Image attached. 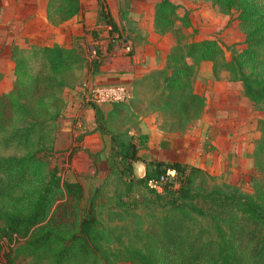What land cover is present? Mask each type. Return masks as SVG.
I'll use <instances>...</instances> for the list:
<instances>
[{
    "label": "rangeland",
    "instance_id": "1",
    "mask_svg": "<svg viewBox=\"0 0 264 264\" xmlns=\"http://www.w3.org/2000/svg\"><path fill=\"white\" fill-rule=\"evenodd\" d=\"M35 1L23 0L20 14L15 15L14 7H11L12 12L9 7L5 11L4 0H0V95L7 97L4 100L1 98L5 108L1 121L3 131L12 132L21 125L24 114H29L38 120L44 118L50 120L46 121V127L43 128V137L36 139L35 135H31L27 146L28 149H34L37 146L42 149L35 155L40 162L34 164V174L47 177L53 173L57 181V198L52 203L44 221L37 227L49 225L64 236L77 232L78 224L91 202L97 226L104 230L105 239L113 252H110L107 257L96 253L92 263L131 264L125 249L128 252L133 251L135 240L132 232L138 225L146 235L141 238L143 241L140 244L150 238L155 241L156 237L160 240L159 244L162 248L163 240L166 242L169 240L167 230L170 234H175L174 238L178 240L180 246L186 248L190 238L187 232L190 233L193 230L195 233L199 227L202 229L209 227L205 218L189 212L190 206H194L204 214L208 209L213 210L207 202L198 197L202 190L236 189L240 194L250 196L252 200L264 207V153L261 150L258 151L262 148L257 147L258 143L264 142V109H254L252 103L243 97L241 85L228 81L224 72L218 74L217 80L206 77L210 68L208 64H199L193 82L197 92L207 89L216 91L218 96L215 106H224L230 102L228 104L230 120L220 118V123L231 122L234 133L232 137L228 135L225 142L221 140L220 135L214 134L212 141L215 142V146L213 144V147L205 141L201 142L199 158L205 157L206 160L204 166L198 169L204 176L195 179L191 200L184 201L179 208L171 205L167 196L153 194L142 184L130 183L132 170L127 169V166L123 165L111 150L108 134L124 135L126 138L129 136L127 131L130 135L133 134L135 131L132 119L128 116L129 108L140 109L143 103L135 101V96H132L131 90L128 89L129 99L125 103L96 106L101 113V117L96 118L92 104L87 101L85 94L89 86L98 85L93 80L91 64L87 58L88 52L94 45L90 37L86 38L84 32H74L71 37L72 45L84 56L86 62L83 67L85 69L79 77L80 80L74 81L64 72L62 80L65 86L59 90L51 86V91L56 90L58 93L55 99H49L51 94H54L49 91L50 86L46 91H42L39 84L38 89L33 84L14 86V65L11 57L14 51L32 47L50 48L46 44L54 37L63 42L65 33L63 27L56 26L57 31L52 33L48 28L43 31L35 25L33 19ZM68 2L69 4L56 10L53 0H49L46 5V23L55 25L57 21L53 19L56 16L61 19L65 17L66 12L63 11V7L69 8L67 12L71 9L80 10L78 4ZM174 2L177 4L173 5L176 7L174 14L180 20L177 26L183 28L182 26L189 22L190 17L193 22L192 25L189 23L188 27H184L183 30L178 29V33H175L180 44L204 40L214 41L227 60L232 54L238 55L245 48L243 44L245 33L239 25L236 12L222 13L208 2L191 0H185L182 3L180 0ZM39 31L43 32L42 35L38 34ZM13 87L16 90L10 94ZM8 95H11V100ZM202 99L201 114L205 106V99ZM104 108L108 111H102ZM176 119L173 117L168 121L171 120L173 125H176ZM6 154L21 156L23 153L20 148L17 151L8 148ZM138 155L139 159H146L145 153L138 152ZM201 178L203 183L200 182ZM173 187L176 188V186ZM236 223L241 224V221ZM242 230L245 231L243 228ZM155 231L159 236H154ZM115 238L121 245L114 241ZM198 238L202 241L208 239L207 235ZM249 238L246 235L234 237V242L238 244L243 254L249 251ZM211 239L218 241L213 233ZM21 243L23 240H19L14 246ZM153 244L148 243L146 248H150ZM202 246L199 245L196 248ZM0 249V256L3 257L7 248L2 240H0ZM235 250L236 247L233 246L230 251ZM166 253L165 250L159 251V246H155V250L151 252L154 255ZM33 263L31 259L21 258L15 260L13 264ZM0 264H6V261L0 258Z\"/></svg>",
    "mask_w": 264,
    "mask_h": 264
},
{
    "label": "trees",
    "instance_id": "2",
    "mask_svg": "<svg viewBox=\"0 0 264 264\" xmlns=\"http://www.w3.org/2000/svg\"><path fill=\"white\" fill-rule=\"evenodd\" d=\"M69 1L77 5L76 0ZM191 1L208 2L225 14L236 12V18L245 33L243 42L245 48L238 55H234L233 52L234 54L227 60L214 41L180 44L175 37L180 27L174 28V21H180L174 14L176 7L166 0L161 1L155 8L154 25L160 33L162 30L171 31V28H174L171 33L175 44L165 58L164 68L145 76L140 83L142 85L145 81V88L149 95L153 96L150 102L162 119L161 126L181 130L200 117L203 99L192 93V81L201 62L211 64L214 78H217L219 73H226L230 82L241 85L243 97L252 103L254 109H264V1ZM62 6L61 4L56 6V10ZM68 10V7H63L65 15L68 16L77 12L72 9L67 12ZM98 15L105 24L113 27L110 20L102 14V9ZM182 27H188V23ZM93 50L96 56V49ZM11 57L14 65V86L33 84L37 88L39 84L42 91H46L50 86L49 91L54 94H51L49 99H55L58 96L56 90L65 86L62 80L64 72L76 81L85 65L84 56L75 46L69 49L56 45L50 48L18 49ZM90 64L91 74H94L98 62L93 58ZM51 86L58 89L51 91ZM15 90L13 87L10 94ZM5 97L0 95V240L6 244L7 251L0 258L4 259L6 264H13L15 260L21 258L31 259L34 261L33 264H94L92 261L96 253L107 257L111 252L110 246L105 239L104 230L97 226L91 202L78 224L77 232L64 236L49 225L37 227L44 221L57 198V181L53 173L47 177L34 174V164L40 162L35 155L42 149L39 146L28 149L27 146L31 135H35L36 139L43 137V128L46 127V121L50 120L49 118L38 120L24 114L21 125L12 132L3 131L1 121L5 108L1 98L4 100ZM8 98L11 100V95H8ZM92 107L96 118H100L101 113L97 107L93 105ZM173 117L177 118L176 125H173L171 120L168 121ZM127 134L129 135L127 138L124 135H108L115 156L127 166V169L132 170L131 164L140 160L138 152L146 149L145 137L131 136L128 131ZM263 146L264 142L258 143L257 147L262 148L258 151L264 153ZM8 148H13L14 151L20 148L23 154L8 156L6 154ZM166 169L175 171L177 186L174 188L172 184H165L162 193L157 195L167 196L170 204L176 208L182 207L184 201L191 200L195 179L204 176L198 168L178 163L148 161L145 163L143 177L140 179L132 177L130 183L142 184L146 188L148 180L157 178ZM200 182L203 183V178ZM198 197L207 202L213 210L208 209L204 214L190 206L189 212L205 218L209 227L204 229L199 227L195 233L193 230L187 232L190 238L186 248L180 246L178 240L174 238L175 234L172 235L167 230L169 240L167 242L163 240L162 248L160 240L156 237L155 241L150 238L140 244L143 241L141 238L146 235L138 225L132 232L135 240L133 251L128 252L125 249L131 264H264V207L250 196L240 194L232 188L202 190ZM238 221H241V224L236 223ZM212 233L218 241L211 239ZM204 235H207V240L202 241L198 238ZM236 235L250 237L248 253L243 254L238 244L234 242ZM154 236H159L157 231ZM19 240H23V243L14 246ZM114 241L121 245L117 238ZM148 243L154 244L146 248ZM199 245L203 246L196 248ZM155 246H159V251L165 250L167 253L151 254ZM233 246L236 250L231 252Z\"/></svg>",
    "mask_w": 264,
    "mask_h": 264
},
{
    "label": "crops",
    "instance_id": "3",
    "mask_svg": "<svg viewBox=\"0 0 264 264\" xmlns=\"http://www.w3.org/2000/svg\"><path fill=\"white\" fill-rule=\"evenodd\" d=\"M68 1L53 0V5L58 6L61 4L65 6ZM76 1L80 6V10L74 15H65L62 19L56 16L53 20H56L57 23L49 25L46 23V5L49 0H36L33 19L38 29L43 31L48 28L49 32L55 33L59 27L65 29L63 42L61 39L57 40V37H54L46 44L49 47L56 45L66 49L72 48L71 37L74 32H84L86 38L90 37L94 45L93 48L97 52L95 56V52L91 48L94 54L90 50L87 57L89 62L93 58L98 62V67L95 74H93L94 82L104 85L123 84L131 90L132 96H135L137 101L143 103V107L140 109H137V107L129 108L128 113L135 131L133 134L144 136L146 146L145 150L140 151L145 153L146 159H140L131 164L132 177L135 179L143 177L147 161L162 163L167 161L168 164L178 163L185 166L189 165V167H203L206 159L205 157L199 158L201 142L205 141L213 147L215 143L212 141L214 134L220 135L223 142L228 139V135L233 136L231 122H227V124L220 123V118H226L225 120L229 118L230 120V105H228L230 102L224 106H215V100L218 96L216 91L207 89L206 91L197 92L195 83L192 81V93L205 99L203 113L183 129L174 130L169 129L168 126H161L163 125L161 117L155 106L150 102L153 96H150L145 88V81L142 82V85L140 84L142 78L164 68L165 58L175 44L171 31L174 28H179L177 26L179 24L178 20L174 21V28H171V31L161 29L160 33L154 25L155 8L164 0ZM166 1L172 5H177L174 2L176 0ZM180 1L182 3L185 0ZM3 5H5V11L9 7L12 12L13 8L11 7H14V14L17 15L22 10L23 0H4ZM101 9L102 14L112 23V28L105 24L98 15ZM59 22L62 23L59 24ZM187 23L188 25L189 23L190 25L193 24L191 17ZM180 29L183 30L181 27ZM42 33L41 31L38 32L41 35ZM124 45L130 48L128 54H125L122 50ZM201 64L210 65L206 77L217 80L218 77L214 78L212 75L211 64L209 62H201ZM226 76L228 80V75L226 74ZM102 111L106 112L108 109L104 108Z\"/></svg>",
    "mask_w": 264,
    "mask_h": 264
},
{
    "label": "built area",
    "instance_id": "4",
    "mask_svg": "<svg viewBox=\"0 0 264 264\" xmlns=\"http://www.w3.org/2000/svg\"><path fill=\"white\" fill-rule=\"evenodd\" d=\"M122 50L125 54L130 52V48L127 45L122 46ZM92 54H94L93 50ZM85 94L87 101L93 106L122 104L129 99L128 88L123 84L91 85L86 89ZM131 136L134 135L131 134ZM175 177L176 173L174 170L166 169L164 173L157 178L148 180L146 182V188L156 194H161L165 184L177 186Z\"/></svg>",
    "mask_w": 264,
    "mask_h": 264
}]
</instances>
